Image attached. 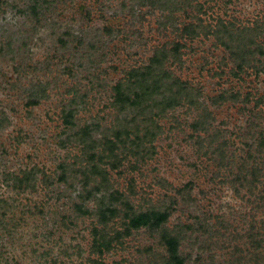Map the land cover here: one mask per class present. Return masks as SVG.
I'll return each mask as SVG.
<instances>
[{
    "label": "rangeland",
    "instance_id": "rangeland-1",
    "mask_svg": "<svg viewBox=\"0 0 264 264\" xmlns=\"http://www.w3.org/2000/svg\"><path fill=\"white\" fill-rule=\"evenodd\" d=\"M175 41L198 104L120 125L114 85ZM259 49L264 0H0V264H264Z\"/></svg>",
    "mask_w": 264,
    "mask_h": 264
},
{
    "label": "trees",
    "instance_id": "trees-1",
    "mask_svg": "<svg viewBox=\"0 0 264 264\" xmlns=\"http://www.w3.org/2000/svg\"><path fill=\"white\" fill-rule=\"evenodd\" d=\"M148 1L161 8L172 6L176 1H182L184 5L191 3V0ZM219 21L220 19L216 22ZM219 24L225 27V24ZM191 27V24H184L181 29L179 28V33L193 36V30ZM223 32L228 36L227 39H222L223 44L231 48L230 42H235L237 44L235 47H238L239 49H237V51H239L240 57L239 62L236 64L237 67L235 72L245 71L244 67L250 62V59H247V56L251 55L253 52L246 49L247 43L244 42L246 38L243 39L240 37L243 31L238 28H230V30H227L225 27ZM181 47H183V45L178 41H175L168 49H165V47L162 46L160 49L155 50V53L151 56L147 65L130 69L127 71L125 77L114 85V102L116 107L122 111L129 110V114L132 116L130 120L124 118L119 122L120 125H128L130 123L129 121L133 122L138 116L142 118L141 121L142 123H145V125H159L155 120L156 116H160L168 108H174L176 105H181L184 101L192 106L198 104V97L200 96L198 89L189 87L186 81L173 75L171 71L165 67L168 58H172L174 62L181 61ZM258 52L264 56V51L262 49H259ZM238 96L239 91H236V93L231 92L229 94V98L234 100L238 98ZM249 97L250 93L246 92L243 98L247 101ZM207 118H209V114L204 112L203 114H200V117L196 121H194L193 125H204L205 119ZM249 172H251L250 169ZM154 218L156 222H159V219H163L164 215H157ZM148 221V215L140 214L132 219V225L138 227L146 224ZM167 244L172 251L175 250L176 242L172 237L167 239ZM171 264H182V261L175 258L174 262Z\"/></svg>",
    "mask_w": 264,
    "mask_h": 264
}]
</instances>
